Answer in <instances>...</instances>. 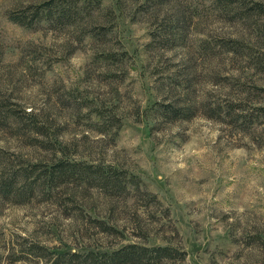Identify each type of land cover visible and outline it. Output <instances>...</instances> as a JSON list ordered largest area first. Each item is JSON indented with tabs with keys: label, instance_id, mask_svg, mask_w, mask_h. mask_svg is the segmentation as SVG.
I'll use <instances>...</instances> for the list:
<instances>
[{
	"label": "rangeland",
	"instance_id": "obj_1",
	"mask_svg": "<svg viewBox=\"0 0 264 264\" xmlns=\"http://www.w3.org/2000/svg\"><path fill=\"white\" fill-rule=\"evenodd\" d=\"M44 1L0 0V106L22 120L0 110V181L9 168L39 165L36 175L70 160L121 171L132 187L112 199L74 179L50 193L36 186L29 200L0 190V264L127 244L182 253L163 264H264V146L204 110L176 121L161 111L188 92L199 107H264V12L254 6L264 0L229 11L219 0H67L75 26L9 19ZM29 111L45 136L27 129Z\"/></svg>",
	"mask_w": 264,
	"mask_h": 264
},
{
	"label": "trees",
	"instance_id": "obj_2",
	"mask_svg": "<svg viewBox=\"0 0 264 264\" xmlns=\"http://www.w3.org/2000/svg\"><path fill=\"white\" fill-rule=\"evenodd\" d=\"M239 0H237L238 2ZM154 2V1H152ZM223 4V8L229 11V6L237 3L235 0H219ZM163 1L154 3L155 8L163 5ZM86 6L91 5V0H85ZM256 10L264 12V6L261 4L254 5ZM30 9V16L25 15V12L10 15L9 19L14 23L22 26H32L39 23L42 20L50 23L55 22L62 26H75L77 18H74L69 9L67 0H47L39 3L36 6L27 8ZM27 11V10H25ZM182 17L180 14L175 19L176 24L181 23ZM171 21V20H170ZM188 23V27L191 24V19L187 18L185 24ZM83 37L89 34L85 31V27L82 31ZM227 50L232 52H239L237 46L226 45ZM113 57V56H112ZM106 60H111V56H105ZM121 57L118 62L121 61ZM115 60V59H114ZM115 61H111L113 63ZM189 87H184L186 89ZM264 93L263 89H258ZM5 104L0 106V110L4 109L3 119H13L15 123L22 122L20 115L13 109H9ZM6 108V109H5ZM198 110H204V117L224 123L233 128H237L241 131L252 133L254 135V141L257 147L264 146V107H249L241 98L238 99H224L220 103H214L213 101L204 102V106H197L196 103L191 100L189 92L186 93V98L176 105H167L162 107V115L169 120H185L190 119L198 112ZM31 120L27 123V129L33 132L38 138L45 136L44 124L39 123L38 115L36 112L29 111L26 113ZM25 128V125L22 126ZM38 138L31 139L33 145H37L38 148L44 149L46 147H54L55 144L43 143ZM46 144V145H45ZM62 147L59 145V150ZM62 156L65 157L64 152ZM39 165H33L30 169L27 168H9L6 176L0 181V190L8 195H12L14 198L31 199L35 194V187L40 186L42 190H48V193L55 190V188L61 187V184L66 180L74 179L78 183H85L89 187L99 190L101 194L110 199L119 195L130 193V186L132 187L131 180H128L121 171H117L114 168L102 169L100 166L89 165L84 163H76L70 160H59L51 167L43 169V173L35 175V170ZM56 178H63L62 181H55ZM134 191L140 193V190L135 185ZM47 193V194H48ZM153 198V197H152ZM151 201V200H150ZM102 230L106 233L112 234L116 232L112 225H106L103 222L98 223ZM183 258L182 253L169 246H154L146 247L140 244H127L116 250L108 252H87V253H63L57 254L50 260V264H163L173 263Z\"/></svg>",
	"mask_w": 264,
	"mask_h": 264
}]
</instances>
